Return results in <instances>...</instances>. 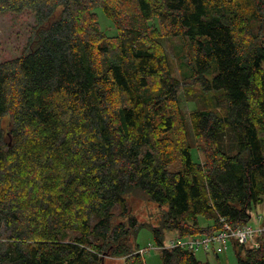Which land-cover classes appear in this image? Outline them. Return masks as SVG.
Here are the masks:
<instances>
[{"label":"trees","instance_id":"16d2710c","mask_svg":"<svg viewBox=\"0 0 264 264\" xmlns=\"http://www.w3.org/2000/svg\"><path fill=\"white\" fill-rule=\"evenodd\" d=\"M25 11L23 53L0 63V264H144L140 228L163 246L249 222L264 202V0H0V15ZM169 38L190 42L181 79ZM186 87L207 105L188 120ZM226 130L234 155L217 144ZM137 200L156 204L155 225ZM256 241L233 246L238 264H264Z\"/></svg>","mask_w":264,"mask_h":264},{"label":"rangeland","instance_id":"374dc122","mask_svg":"<svg viewBox=\"0 0 264 264\" xmlns=\"http://www.w3.org/2000/svg\"><path fill=\"white\" fill-rule=\"evenodd\" d=\"M96 13L98 14V21L101 29L106 35L114 36L116 34V30L110 21L103 16L101 10H96ZM34 23V14L29 11L19 14L6 12L0 15V63L19 57L23 53L30 30ZM161 44L165 48V51L171 60L173 66V76L177 79H181L182 75L185 74L186 71V73L189 72V69L183 64L184 60L181 58L185 52H190L189 40L187 39L183 41L179 38H169L161 40ZM198 92V88H194L192 91L193 94H191L190 90L186 87L184 89L182 88L178 93L180 106L186 114L187 120L189 119L191 111L203 110L207 106L206 102L202 100L201 94ZM189 143L192 147L193 160H198L199 158L202 159L197 150L199 143L194 141L192 134L190 135ZM217 144L228 155H234L237 152L236 142L231 130H226L223 134H221L217 138ZM172 169L176 170V165L173 166ZM132 209L139 221L147 222L152 226L155 225L154 216L158 212L156 204H149L145 201L137 200L132 202ZM114 210H116V208ZM250 215L251 219L248 223L250 226H255L258 223L264 224V202L254 207ZM199 222L203 226L208 224V222L202 217ZM166 236L167 237L164 242L167 244L173 238L174 233H166ZM136 244L139 247L136 252L138 254L139 251H142V254L144 253L141 255L144 264H162L160 250L153 241L151 231L148 227L139 229L136 237ZM194 255L203 263L238 264L235 249L231 243L228 244L226 252L218 254V259L214 253L206 254L202 249L195 251ZM105 264H124V261L119 258H106Z\"/></svg>","mask_w":264,"mask_h":264},{"label":"built area","instance_id":"2783aa9c","mask_svg":"<svg viewBox=\"0 0 264 264\" xmlns=\"http://www.w3.org/2000/svg\"><path fill=\"white\" fill-rule=\"evenodd\" d=\"M221 222V228L209 234L186 238L173 237L167 244L164 242L163 246H156L160 251L162 249L183 248L193 252L202 249L205 253L213 251L222 254L227 251L229 243L233 246L258 247L256 238L264 235V224L262 223L250 226L248 222L241 226L232 227L223 220ZM143 254L142 251H139L140 256Z\"/></svg>","mask_w":264,"mask_h":264}]
</instances>
